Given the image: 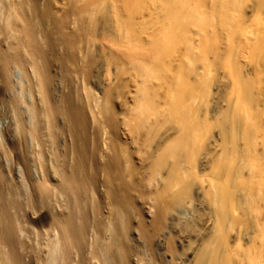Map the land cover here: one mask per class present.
<instances>
[{
  "label": "bare ground",
  "instance_id": "1",
  "mask_svg": "<svg viewBox=\"0 0 264 264\" xmlns=\"http://www.w3.org/2000/svg\"><path fill=\"white\" fill-rule=\"evenodd\" d=\"M51 1L0 0V104L16 112L26 102L9 93L14 66L22 71L25 84L19 85L30 97L25 103L30 120L14 113L13 128L0 132V150L4 159L9 154L20 168L18 184L25 189L26 200L44 203L47 217L39 225L49 230H39L47 244L36 241L38 237L32 240L35 246L31 244L33 234L28 233L36 224L30 225L32 215L24 219L25 211L12 216L18 208L10 212L14 204L9 203L8 186L15 177L8 180L13 175H7L0 158V264H140L139 255L132 259L129 245L135 211L131 188L145 168L151 178L153 229L141 216L136 228L148 244L187 197L191 178L207 210L188 256L175 258L174 241L168 242L170 264H264V0H255L252 24L244 17L243 0H215L209 11L202 6L204 0L192 5L190 0H71L76 13L70 32L63 31L68 17L50 26ZM80 34L107 49L106 53L102 49L101 58L117 66L120 83L107 87L98 98L89 87L84 98L73 93L58 97L52 68L56 47L71 50L60 59L71 65L82 62V70L98 64L88 44L78 52ZM196 36L207 67L208 53L210 66H220L224 41L236 47L243 60L253 61L247 73L229 66L234 99L220 110L215 122L220 129L197 173L196 155L214 121L194 106L208 91L206 68L192 67L195 78L190 80L183 61L196 59ZM130 87L132 101L121 119L113 92ZM91 123L101 128L103 137L102 148L97 142L92 151ZM132 146L141 167L133 162ZM98 174L111 195L104 204V235L99 224L95 230L92 226L94 210L101 211V198H95Z\"/></svg>",
  "mask_w": 264,
  "mask_h": 264
},
{
  "label": "rangeland",
  "instance_id": "2",
  "mask_svg": "<svg viewBox=\"0 0 264 264\" xmlns=\"http://www.w3.org/2000/svg\"><path fill=\"white\" fill-rule=\"evenodd\" d=\"M195 1L196 0H190L189 4L192 5ZM214 1L215 0H204L203 4H202L203 8L206 9L207 11H209L208 9L213 7ZM254 3H255V0H243V3H242V10L244 13V17L249 24H252V21H253L252 18L254 17L253 16ZM51 5H52V14L50 15V19H51V21L49 22L50 26H51V24L52 25L54 24V20L55 21L56 20H62L64 17H68V20L66 21V23H67L66 29L67 30L63 29V31L64 32H70L73 28V19L75 18V13H76V9L74 8L75 5L72 3L71 0H60V2H59V0H55V2H54V0H52ZM195 32H199V31L195 29ZM80 35H82V36H81L80 43H78V52L81 49L85 50L86 45L88 44L87 49L89 48L88 51L90 50L91 51L90 53L94 56V58L99 60L98 64H96L94 67H91L92 69L83 68L85 70H82V68H80L82 65V62H80V63L77 62V64H75L77 66L76 67L74 64L71 65V63L64 61V59H62V58H61L62 60L60 59V56H63L64 52H66V53L70 52L71 53V50L66 51V49H65V51H64L62 49V47H60V46L58 48L56 47L57 51L53 53L54 58L52 57L54 59V60H52V63H53L52 68L56 72V75H55V92L58 94L57 95L58 97H60L59 95L68 96L67 95L68 93L69 94L73 93V94L79 95L80 97L84 98L87 96L88 87H89V89H91L94 94H97L96 97L98 98L102 95L103 90H105L107 87L108 88L114 87L115 85L120 83L118 81V77L116 76V71H117L116 67L117 66L114 65L113 63L108 64L105 59L101 58L102 57L101 54H102L103 50L106 53V52H108L107 49L102 48L100 41L97 40V41H94V43H93V41L92 42L90 41V43H89V40L86 39L85 35H83V34H80ZM1 36L2 35H0V41L3 39V36L2 37ZM195 39H196V42H195V47L193 49V51H195L194 52L195 54H193V55L195 56L194 58H196V59L194 61H192L188 57V58H184V60H183V57H182L181 61L183 60L185 62L186 74H188L189 79L191 78L190 80H194V78H195L194 72H190L192 67H193V69H195V71H198V70L200 71L203 68H206V77L208 80V91L206 93V96L204 97L205 100H204V98L203 99H197L196 102L194 103V106L198 109L199 113L201 111L202 112L201 114L203 116L207 115V118L209 120L214 121V124L212 125L210 132L205 135L206 137L204 136L203 147L197 152V155H196L197 160H196V164H195V173H197L199 170H201L202 158L206 155L208 156V153L211 150V146H212L211 141L213 139V135L215 133H217L220 129V126L215 123L220 119V116H221L220 110L222 108L227 107V105L230 102H232V100L234 99L233 98L234 97L233 92L231 91V88H230L231 78H230V73H229L230 72L229 66H233V67L238 66L242 72L244 71L245 73H247V72H249V70L251 68L250 66L253 65V61H250V60L246 61L245 59H244L245 60L244 61L242 59L241 55L237 54L238 52H237L236 47L231 46L228 41H224L223 42L224 47H222V48H223V52L225 53V58L223 60H221L220 66H210V62L212 61V55L210 53H208V63L209 64L207 67L206 63L200 59V53L202 50V49L200 50V48L202 46L197 44V42H198L197 36L195 37ZM91 43H92V45H91ZM180 47H181V50L184 51L183 45H180ZM251 51H252V49L247 50V54H249ZM178 58L179 57L177 56V58H175V60L178 61ZM177 61H175V63H177ZM191 63L193 64V66L191 65ZM86 69H88V70H86ZM89 70H91V71L88 74ZM11 71L12 72H10V75H11L10 77L12 79L10 78L9 84H11L12 81L13 82L11 84L12 86L8 84L9 85L8 86L9 93L14 95V96L22 97V100L26 101V102H24V106L22 105L23 103H21V105L19 104V106L16 109V112L17 113L19 112L18 113L19 115L24 116V119L26 121L27 120L29 121L30 120L28 118L29 114L26 111L27 109L25 107V103L29 104V102H30L29 92L25 86L20 87V85H19V84L25 82L24 81L25 80L24 75L22 74V71L18 67H15V66H14V68H11ZM86 72H87V74H86ZM89 75H90V77H89ZM127 78H128V76H126L123 80H127ZM154 83L155 82H153V84ZM23 84H25V83H23ZM10 88H12L14 90H12ZM19 88H21V89H19ZM131 89H132L131 87L128 88V90H125V89L117 90V89H115V91L113 92L114 106H115L117 112L120 113V115H121L120 118L121 117L123 118L122 114L126 112V110L129 107L130 102L132 101V95H131L132 90ZM118 92H120V93H118ZM208 92H209V94H208ZM98 95H100V96H98ZM227 102H228V104H227ZM206 107H207V109H206ZM13 111L9 108L7 109L5 106L0 104V132L7 131L8 129L11 130V128H13V125H14V117L13 116L15 115L14 113H16L15 110H13ZM169 126H170V124H167L166 126H164L160 129L158 135L156 136L157 140L162 136L163 132ZM88 136H89V142H90L89 143L90 144V146H89L90 151L93 150V148L97 142H100L101 148H102V144H103L102 143V141H103L102 140V138H103L102 132H101V128H99L96 123L90 124ZM135 147L136 146L129 147L130 150L132 151V159H133V162L136 163L137 166L141 167V166H143V164L139 160L140 157L137 156V154H136ZM3 155H4L3 151L0 150L1 160H3L5 157V156L3 157ZM5 155H6V158L3 160V166L5 168H8L11 170L10 173H9L8 169L6 170L7 171L6 173L8 176L11 173H12L11 176L13 175V177L10 176L11 178H9L7 176L9 178L8 180L10 181L11 179H13L15 177V179L12 180V184L10 183L11 181L9 182L10 185H12V186H8V191H10V192L7 191L8 197L12 196L10 198V199H12V201L9 200L10 201L9 203L14 204L13 207L11 205V208H13V209L12 210L10 209V212L13 211L16 207V209L17 208L18 209L11 212V213H13L12 216H15L16 213L19 214L21 212L20 216H21V214L23 215L25 213L24 219H26L30 215H32L33 217L31 216L32 220L30 222V225L31 226L33 224H36V225L29 229V231L31 233H28V236L30 234H33V235L29 236L31 239V244L33 246H35L36 241H38L41 244H42V242H45L43 244H47L45 237L42 238L43 236L41 235L42 231L45 233H49V230L45 229V228H47V225L45 226V228H44V226H42L43 228H41V225H39L41 223V221L45 220L47 217V216L44 217L45 212H44V209L42 208L44 203L38 202V199H36V201L34 200L30 203L26 200L25 189L23 187H21V185H19L20 184V182H19L20 168L17 166L16 162L11 158V156L9 154H5ZM7 157H9V158H7ZM97 176L95 177V184H97L96 187L99 189L96 190V196L98 195L97 196L98 198L97 197H95V198L98 200H99V198H101L100 204L98 203V208H100L99 210H101V211L98 212L97 208L94 211L101 213L100 214L101 217L98 215L97 212H96L97 214L95 212H94L95 214L92 212L93 213L92 218L94 217L92 219V226L94 227V230H95V229H97L96 225L99 224L98 228L102 229V230H98V231L102 235H104L103 234V226H104L103 223L105 222V220L103 222V218L106 217L105 215L107 213V212H105V211H107L105 208L107 205H104V204L109 202L111 195L108 194L106 192L105 188L103 187V183H104L103 175L98 174ZM148 177H149V174H148L146 168L141 169L137 175V180L139 181L138 184L131 188V197L134 200V208H135L134 210L136 211V213L138 215V216L136 215L135 211H131L132 227H131L130 233L132 235L131 234L129 235L130 236L129 245L131 246V249H132L131 256L133 255L132 259L135 260V258L139 255L138 256L139 259L141 258L140 264H156V263L157 264H170V261H169L170 254L167 251L168 242L170 240L174 241L173 243H174L175 249H174L173 255L175 258L183 259L184 257L188 256L189 253L196 246L197 241L200 237V233L202 232V229L204 227L203 221L200 218H201V215L205 214L207 210H205V207H203V203L200 201L201 197L199 196V194L197 192L198 190L196 188L197 182H196L195 178H191L190 179V185L191 186H190V189L188 190L187 197L182 201V203L180 205L176 206L169 213L164 230L157 233V235L154 234L153 240L151 241L152 244H148L146 239H144V237L142 235H141V237H143V238L140 237L138 230L136 228L138 218L141 216L143 218L147 228L149 230L153 229V225H152L151 219H150L151 215L153 214L152 213L153 208L151 207L152 200H151V196L149 194L150 188L148 185L149 179H151V178H148ZM16 180L18 182L13 184ZM18 196L21 198L24 197V200L23 199L18 200L17 199V198H19ZM13 199H15L16 201ZM25 200H26V202H25ZM88 200L89 199H87V201ZM18 201H20L22 204H20V202H18ZM22 201L24 202V204ZM103 201L105 203H103ZM26 203L27 204L29 203V204L27 205ZM16 204H17V206L22 205V207H24V206L26 207V205H27V207L26 208L25 207L24 208L17 207V206H15ZM101 204L103 207H100ZM84 205L86 206L87 204H84ZM19 208H22V209H19ZM103 208H105V209H103ZM28 209H29V211H28ZM15 211H16V213H15ZM27 214H29L28 217H27ZM97 215H98V220H97V218H95V217H97ZM16 216H19V215L16 214ZM101 222H102V224L100 225ZM100 226H101V228H100ZM32 229L36 230V231L34 230V233L36 232L35 235L32 232L33 231ZM39 230H42V231H39ZM37 231H38V234H37ZM35 237H38V238H36V241L34 240ZM39 237H40V239H39ZM41 239H42V241H41ZM32 240L35 241V242H33L34 244L32 243ZM96 243H97V241H96ZM100 245H101V242H100ZM0 259H1V255H0Z\"/></svg>",
  "mask_w": 264,
  "mask_h": 264
}]
</instances>
